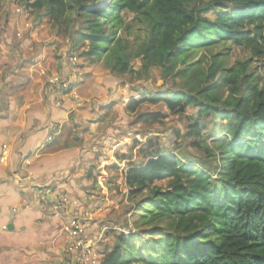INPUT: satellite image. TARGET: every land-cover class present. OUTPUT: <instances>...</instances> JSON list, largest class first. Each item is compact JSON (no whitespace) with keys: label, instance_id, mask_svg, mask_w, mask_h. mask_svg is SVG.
I'll return each instance as SVG.
<instances>
[{"label":"trees","instance_id":"trees-1","mask_svg":"<svg viewBox=\"0 0 264 264\" xmlns=\"http://www.w3.org/2000/svg\"><path fill=\"white\" fill-rule=\"evenodd\" d=\"M14 1L44 13L77 51L85 49L81 56L104 61L112 74L161 69L177 90L144 93L127 112L162 104L180 115L194 108L187 136L210 143L192 144L204 160L148 140L150 150L141 152L146 162H129L124 176L136 232L108 231L115 241L105 246L101 264H264V79L252 68L253 59H264V0ZM129 15L146 35L136 53L123 37L132 31ZM230 45L251 58L230 67ZM220 47L225 51L215 53ZM201 51L210 53L208 69L205 57L196 61ZM135 59L142 62L138 71ZM161 118L146 114L138 121Z\"/></svg>","mask_w":264,"mask_h":264},{"label":"crops","instance_id":"crops-1","mask_svg":"<svg viewBox=\"0 0 264 264\" xmlns=\"http://www.w3.org/2000/svg\"><path fill=\"white\" fill-rule=\"evenodd\" d=\"M7 15L6 22L0 18V264H65L63 222L41 203L37 190L76 199L89 213L91 238L113 229L94 206L86 177L97 126L111 101L83 68L71 94L58 104L48 81L51 74L68 73L66 37L57 32L49 37L54 45L47 46L44 34L27 28L32 14L14 0ZM100 208L105 211L103 204ZM111 238L99 248L110 246Z\"/></svg>","mask_w":264,"mask_h":264},{"label":"rangeland","instance_id":"rangeland-1","mask_svg":"<svg viewBox=\"0 0 264 264\" xmlns=\"http://www.w3.org/2000/svg\"><path fill=\"white\" fill-rule=\"evenodd\" d=\"M11 2L12 0H4L0 5V18L5 22L8 17L6 14L10 9ZM19 9L20 13H23L22 8ZM16 14H19V12L16 11ZM30 17L35 19V22L31 19L32 24H30V26L28 25L27 28L37 33H42V38L44 34L47 37V42H45L46 45L52 47L55 41L49 40V37H55L56 34L59 33V30L53 27L52 22L44 18V13L42 12L40 14H32ZM208 17L213 19V13L208 14ZM125 19L127 25L132 27V31L130 34H123V37L128 41L130 51L136 53L139 51L146 35L143 32L142 24L136 22L133 15L126 16ZM41 40L44 41V39ZM64 42L68 47V43L70 42L69 38L66 37ZM228 48L230 50V56L227 59V64L230 67L236 65L238 61H246L251 58V53L246 49L234 45H230ZM84 51L85 49L77 51L81 69H90L91 75L94 78L93 84L96 85V90L98 89L97 91H99L103 89L104 94L109 96V101H111L107 104L109 106L99 120L97 126L98 136H96V141H93V144H95V152L91 155V163L87 169L88 173L86 174V177L90 179V184L92 185L90 186L91 191L89 193L92 191L94 192V206L98 207L97 209L100 210L98 212L103 214L102 218L105 219V221L108 220L107 223H109L110 227H113L111 231L108 230L109 232L118 231L125 235L133 234L136 230L133 228L132 220H130L132 215V203L129 201L128 189L124 184V176L127 171L128 163L132 162L140 166L146 162L141 152L150 150L146 146V143L152 138L157 139L158 147L163 151H172L176 148L184 149L188 157H197L204 160H208L207 156L203 152L197 151L192 144L194 141H199L201 146L205 142L208 144L210 143L207 141V138L197 140L187 136L189 132L188 127L191 123H194L192 119L196 117L197 110L194 108H189L184 114L180 115L171 114L162 104L156 106L144 105L133 114L127 112L126 107L128 104L133 100L143 98L144 93H152L155 95L159 92L177 90L172 79L164 77L161 69L153 68L147 74H140L141 76L137 73L138 76H117L111 73L104 61L92 63L87 56H81ZM224 51V48L220 47L215 53H222ZM204 57L205 62L203 65L208 69L210 64V53L201 51L197 55L196 61ZM252 62L253 70H256L258 75L264 79V59H253ZM132 65L135 71H138L141 69L142 62L135 59ZM54 75L66 74L56 72L51 74L49 78ZM99 83H101V85H99ZM109 89L113 91L109 92ZM97 91L96 93H99ZM66 97H64V100ZM146 114H158L162 118L159 123H140L138 121L139 116ZM204 123L205 127L202 133L207 136L211 125L209 121H205ZM176 133H179L180 137H177ZM118 157H127L129 159L120 161ZM208 165L213 166V171H216V167L213 163L209 164L208 162ZM160 185L165 186L166 184ZM102 187L104 193L99 190ZM100 201V207H102L103 204V206H105V211H103V209L101 210L99 207L98 203ZM104 214L106 215L105 217ZM126 221L129 225L128 228H124ZM108 231H104V240L108 237L106 235ZM111 239L110 247L113 246L115 241L113 238ZM100 251L103 252L102 249H100Z\"/></svg>","mask_w":264,"mask_h":264},{"label":"built area","instance_id":"built-area-1","mask_svg":"<svg viewBox=\"0 0 264 264\" xmlns=\"http://www.w3.org/2000/svg\"><path fill=\"white\" fill-rule=\"evenodd\" d=\"M67 47L66 75H54L49 78L48 85L58 104L64 97L71 94L74 84L82 75L77 50L73 41L69 39ZM39 200L44 205H50L53 216L63 222V231L66 233V256L65 264H101L103 252L99 245L103 240L104 229L96 238H91L88 231L89 213L81 208L80 203L67 193L58 195L54 192H46L44 189L37 190ZM81 211L83 213H81Z\"/></svg>","mask_w":264,"mask_h":264},{"label":"water","instance_id":"water-1","mask_svg":"<svg viewBox=\"0 0 264 264\" xmlns=\"http://www.w3.org/2000/svg\"><path fill=\"white\" fill-rule=\"evenodd\" d=\"M7 228H8V230H12V226H10V225Z\"/></svg>","mask_w":264,"mask_h":264}]
</instances>
